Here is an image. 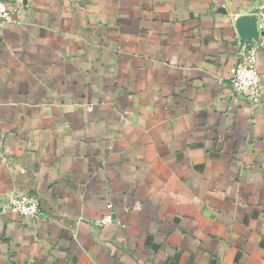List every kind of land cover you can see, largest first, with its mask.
Returning <instances> with one entry per match:
<instances>
[{
  "label": "crops",
  "instance_id": "1",
  "mask_svg": "<svg viewBox=\"0 0 264 264\" xmlns=\"http://www.w3.org/2000/svg\"><path fill=\"white\" fill-rule=\"evenodd\" d=\"M0 1V264H264L262 0Z\"/></svg>",
  "mask_w": 264,
  "mask_h": 264
},
{
  "label": "built area",
  "instance_id": "2",
  "mask_svg": "<svg viewBox=\"0 0 264 264\" xmlns=\"http://www.w3.org/2000/svg\"><path fill=\"white\" fill-rule=\"evenodd\" d=\"M255 15L258 19L257 28L264 35V0L257 7ZM11 18L10 10L0 1V26L8 23ZM259 47H264L262 41ZM229 85L238 96L252 102H257L263 92L261 76L256 64V49H251L230 72ZM3 212L17 215L27 220H39L43 217L39 199L30 194L11 198L3 205ZM114 222L111 216H104L96 222L97 226L105 227Z\"/></svg>",
  "mask_w": 264,
  "mask_h": 264
}]
</instances>
